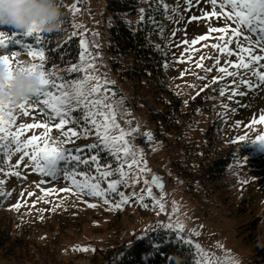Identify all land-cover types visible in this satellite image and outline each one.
<instances>
[{
  "label": "rangeland",
  "instance_id": "rangeland-1",
  "mask_svg": "<svg viewBox=\"0 0 264 264\" xmlns=\"http://www.w3.org/2000/svg\"><path fill=\"white\" fill-rule=\"evenodd\" d=\"M63 1L65 0H59V3L66 8L71 27H62L64 31L62 37L67 38L72 34L73 24H83L84 27L75 29L78 33L83 32L85 28L88 30L85 39L90 51L93 53L98 51L102 57V62L96 61L97 74L106 73L107 79L117 85L118 95L123 97L125 106L131 112L130 118L133 119L134 124L137 122L139 124V133L135 134L137 138L133 143L137 149H143L148 167L153 173L158 174L165 184L162 193L153 186L154 195L158 198L163 197L168 212L172 211L174 205L177 211L172 214L171 219L168 215L158 214V209L151 207V198L146 195L144 202L149 203L148 208L142 207L138 201H131L117 210L112 205L103 204L100 199L59 191L44 197L49 201L44 203L38 200L43 196L41 189L58 190L67 186L69 182L61 179L58 183H40L42 180L48 181L49 178L29 171L26 179L13 177L3 186L13 191L10 197L0 198L2 205L0 220L9 226L13 236L22 238L27 252L31 251V248H37L41 253L46 248V254H43V259L40 258L43 260L42 264H50L47 259L50 256L47 246L55 236H57L58 244L56 258L71 261L73 264H96L92 260V254L97 248L105 247L107 242L109 245L112 244L111 246H120L122 241L130 239V236L135 233L152 230L151 224L154 228L160 225L169 230L166 225L173 223L175 227L176 221L184 224L185 235H189L193 229L199 231L200 236L193 239L205 250L216 252L222 257L227 252L230 253L228 259H234L235 264H248V259L256 248L264 245V143H249L257 136L264 135V124L252 123L254 117L258 120L259 115L264 113V89L251 91L244 97L237 96L233 101H229L227 95L221 97L219 92L213 89L225 88L231 80L230 77L219 81L216 85L210 84L211 77L221 75L215 68L211 73H207L208 81L201 82L197 80L196 75H193V73L200 76L206 75L195 66L202 55L218 56L221 65H224L223 54L210 47L217 42L216 37L222 35L221 33H211L208 40L199 41L196 45L181 43L184 40L190 42L198 36L208 34L209 27H224L225 21L222 18H211L207 21L199 19L188 22L192 15L201 16V10L211 11V6L207 3L199 8H193L191 12H183L181 9L182 15L177 17L180 19L178 24L166 20L160 40L165 48L162 64H168V67H165L166 85L168 91L176 94V97L172 99L176 101V104L172 105L169 94L154 89L150 81L153 77L142 78V84H134L130 80L119 81L110 68L103 49L106 33L104 28L106 19L102 15L103 0H83L81 3H77V0ZM166 2L174 6L176 0H166ZM73 3L81 9L75 16L71 11ZM150 3V1L147 2V5ZM173 30H177L175 37H172ZM92 33H98V35H92ZM93 42L100 47L95 48ZM185 49L189 51L186 52ZM12 52L17 51H0V55L8 54L14 65H44L45 63V59L40 61L38 58L29 56L28 53L17 52L18 55L12 58ZM182 56L185 62L178 63ZM189 57H191L190 61ZM231 59L235 61L236 57ZM202 63L205 67L214 65L211 59H205ZM69 67L71 64H55L45 69L71 80L75 76H68L65 70ZM185 69L189 71L181 77L180 74ZM229 70L232 69L229 68ZM194 83L196 87H190ZM205 83L210 84V87L205 88ZM112 85L109 87L114 88ZM202 88H204L203 92L200 91ZM114 90L116 91V88ZM241 91L245 89L241 87ZM197 92L204 94L200 102L195 101L199 96ZM206 96L210 98H204ZM190 101H194L196 106L192 108L194 110L188 111L186 108ZM168 103L173 106L172 116L175 114L177 116L170 120L169 125H166L161 122L162 118L159 116ZM222 103L229 105V108L235 111L225 112L221 107ZM147 108L157 116L154 124L148 121ZM16 111L18 112L19 109ZM221 112H225L226 119L221 117ZM186 115L188 125H185ZM32 116H35V120ZM20 122H47V117L32 112L29 117H18L17 123ZM237 122L239 126H236ZM119 123L122 127L125 126L124 120L119 119ZM50 127L51 131L47 133L44 129H32L23 138L43 134L45 138L51 136L56 141L67 139L62 136L60 130L55 129L51 124ZM69 127L70 125H66L63 131L67 132ZM144 132L152 133L151 141L140 135ZM241 135L246 137L245 141L239 140ZM94 139V136L87 139L72 137L74 143L66 142L61 147H82L92 143ZM38 143L41 147L44 146L43 140ZM48 143L49 146H57L51 141ZM193 147L199 148L196 151ZM203 148L205 151H202ZM231 149L233 151L229 163L226 164L225 174L214 177L213 180L202 177V169L207 160L226 156ZM17 159L18 156L12 157L13 164ZM105 160L110 162V158L102 154V163ZM183 171L191 175L183 176ZM4 178L0 174V179ZM118 178V176L110 177L109 180ZM146 178L150 180L151 174ZM102 186L107 185L105 183ZM120 190L125 191L126 194L131 191L123 187ZM21 192H24L23 196L20 195ZM28 192H33L35 195L28 196ZM112 198L119 202L118 197ZM18 203L20 207L14 208L13 206ZM88 204H96L97 207H88ZM40 237L41 239L38 240ZM221 245L222 248L219 247ZM80 248L88 250H73ZM117 248L119 249V247L115 249Z\"/></svg>",
  "mask_w": 264,
  "mask_h": 264
},
{
  "label": "snow or ice",
  "instance_id": "snow-or-ice-1",
  "mask_svg": "<svg viewBox=\"0 0 264 264\" xmlns=\"http://www.w3.org/2000/svg\"><path fill=\"white\" fill-rule=\"evenodd\" d=\"M81 2L83 0H77V3ZM204 3L211 6V11L201 10V16L192 15L188 22L222 18L225 26L209 27L208 34L198 36L190 42L184 40L181 43L196 45L199 41L208 40L211 33H221L222 35L216 37L217 42L210 47L223 54L224 65H221L218 56L202 55L195 66L206 75L200 76L196 73L193 75H196L197 80L201 82L208 81L207 73H211L215 68L221 75L211 77L210 84L216 85L219 81L230 77L231 80L225 88L213 89L218 91L221 97L227 95L229 101H233L237 96L244 97L251 91L264 89V0H176L174 6L169 5L166 0H155V7L164 18L178 24L180 19L177 17L182 15L181 9L183 12H191L193 8H199ZM71 11L75 16L81 9L73 3ZM139 11L141 23H144L145 10ZM148 16V22L162 34L163 25L151 15V9L148 10ZM82 27H84L83 24H73L74 31L69 37V39L77 35L81 37L78 61L65 70L68 76H75L74 79L57 76L54 72L46 70L43 64L14 65L8 54L0 55V63L6 66L9 80L17 71L37 74L39 78L38 85L32 87L30 94L22 103L18 105L11 102L0 103V174L5 177L0 179V198L12 195L13 190L3 187L9 179L13 177L26 179L28 172L31 171L49 178L48 181L42 180L40 183H58L61 179L69 182L67 186L58 190L41 189L43 196L38 200L44 203H49L44 197L59 191L100 199L103 204L112 205L117 210L131 201H138L142 207L148 208L149 203L144 202L146 195L151 198V207L158 209V214L168 215L171 219L177 208L174 205L172 211L168 212L163 197L158 198L154 195L153 186L162 193L165 184L162 178L148 167L143 149H137L133 143L137 138L135 134L139 133V124L138 122L134 124L133 119L130 118L131 112L125 106L123 97L119 96L114 88L109 87L114 82L107 79L106 73L97 74L96 61L102 62V57L98 51L95 53L90 51L85 39L88 32L86 28L83 32L75 31ZM176 31L173 30L172 37H175ZM49 34L35 24L19 33L34 39L38 48H34L31 44L25 46L29 48L28 55L40 61L45 59L44 45L48 42ZM92 35H98V33H92ZM10 42L16 45L23 44L21 39L14 37ZM93 46L97 49L100 47L94 42ZM8 47L9 42H6L4 32L0 31V50H7ZM153 47L161 51L163 49L161 45ZM17 55V52L11 53L12 58ZM231 57H236V60H232ZM188 59L190 61L191 57ZM205 59L213 60V67H205L202 63ZM177 62L184 63L183 56ZM163 66L168 67V64L165 63ZM188 71L189 69H185L181 72V77ZM210 84L205 83V88L210 87ZM190 87L195 88L196 84ZM241 87L245 91H241ZM200 91L203 92L204 88ZM197 95H200V92H197ZM221 107L225 112L235 111L227 104L222 103ZM16 109L19 111L17 112ZM32 112L46 116L47 122L17 123L18 117H29ZM225 112H221L220 115L226 119ZM32 119L35 120V116H32ZM119 119L124 120V127L119 123ZM252 123L264 124V113L259 115L258 120L254 117ZM50 124L60 130L62 136L67 139L56 141L51 136L45 138L43 134L23 138L28 131L36 128L44 129L46 133L50 132ZM66 125L70 127L67 132H64ZM236 126H239V122ZM140 135L149 141L152 139L151 132L140 133ZM91 136L95 137L93 142L82 147H61L66 142L74 143L72 137L87 139ZM41 140L44 141L43 147L38 143ZM239 140L245 141L246 137L241 135ZM49 141L57 146H49ZM249 143H264V135L257 136ZM102 154L107 155L110 162L105 160L102 163ZM13 156H18L14 164ZM149 174H151L150 180L146 178ZM117 176L118 179L109 180L110 177ZM105 183L107 186L103 187ZM121 187L131 191L126 194L125 191L120 190ZM20 195L23 196L24 192ZM27 195L33 196L35 193L28 192ZM113 196L118 197L119 202L114 200ZM84 202L87 203V201ZM13 207L18 209L20 204ZM88 207L94 208L97 205L88 204ZM166 228L175 233L178 243L189 247L194 257L193 264H235L234 259H228L230 253L226 252L222 257L216 252L205 250L199 242L195 241L193 237H199V231L193 229L189 235H185V226L182 222L176 221L175 227L173 223H168ZM139 239H144V236ZM73 250L87 251L88 249Z\"/></svg>",
  "mask_w": 264,
  "mask_h": 264
},
{
  "label": "trees",
  "instance_id": "trees-1",
  "mask_svg": "<svg viewBox=\"0 0 264 264\" xmlns=\"http://www.w3.org/2000/svg\"><path fill=\"white\" fill-rule=\"evenodd\" d=\"M65 0L63 2H68ZM151 2L147 5V2ZM59 3V0H58ZM104 10L103 16L106 19L104 28L103 49L108 60L110 68L114 71L119 81L130 80L134 84H142V78H151L155 90H161L169 94L172 105L176 104L173 97L176 94L168 91L166 85V70L162 64V55L164 46L160 40V33L158 29L148 22V10L151 9V15L155 17L158 23L163 25V30L166 25V18H164L160 11L155 7V0H103ZM60 4V3H59ZM140 9L145 10L144 23H141ZM61 10L64 13L61 28L49 34L48 42L45 47V63L44 68L57 65H67L76 63L78 61V53L81 50L79 45V36L63 38L64 31L62 27H71L66 8L61 5ZM0 31L4 32L6 42H9L7 50H0L2 52L17 51L21 53H28L29 48L25 45H35L32 37H24L19 35L21 31L15 30L11 27L0 26ZM14 38L21 39L22 45H16L10 41ZM154 45L163 46L162 51L157 50ZM153 79V80H152ZM115 84V83H114ZM112 85L116 88L117 85ZM203 93H200L195 101H201ZM168 103L166 109L161 112L159 116L162 118L161 122L169 125L170 120L177 116H172V106ZM195 103L190 101L188 103V111L194 110ZM147 118L149 122L155 123L157 116H155L149 108H147ZM186 115V123L188 119ZM211 143V142H210ZM210 143L208 145H210ZM194 148V147H193ZM198 150V147L194 148ZM233 149L229 150L228 155L218 157L210 162H207L202 169V177L213 180L214 177H219L225 174L226 164L229 162V155L232 154ZM198 154V152H196ZM208 158V157H207ZM188 172L183 171V176H189ZM201 176V175H200ZM2 207L0 203V208ZM65 222H67L65 220ZM0 220V264H40L43 263V254H46V248L40 253L37 248L27 252L19 236H13V232L8 225ZM152 230L146 232H138L130 239L122 241L120 246H111L107 242L105 247L97 248L93 255V262L96 264H193L194 257L187 245L178 243L175 235L171 236L166 230L154 232V225ZM144 236V239H139ZM42 238L45 236H41ZM38 238L39 239H41ZM57 236L48 243V251L50 256L47 257L50 264H73L71 261L61 260L55 257L57 253L56 243ZM119 247V249H115ZM119 252V253H118ZM121 252V253H120ZM33 254V255H31ZM179 258L177 260L176 258ZM53 261V262H52ZM64 261V262H63ZM248 264H264V245L256 248L254 253L248 259Z\"/></svg>",
  "mask_w": 264,
  "mask_h": 264
},
{
  "label": "clouds",
  "instance_id": "clouds-1",
  "mask_svg": "<svg viewBox=\"0 0 264 264\" xmlns=\"http://www.w3.org/2000/svg\"><path fill=\"white\" fill-rule=\"evenodd\" d=\"M63 16L58 0H0V26L18 31H26L34 24L49 33L59 31ZM38 83L37 74L19 71L9 80L6 66L0 63V103H22Z\"/></svg>",
  "mask_w": 264,
  "mask_h": 264
}]
</instances>
